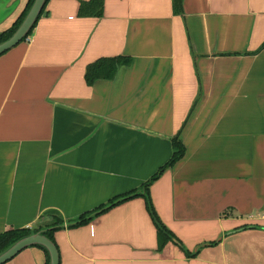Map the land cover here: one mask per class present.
<instances>
[{
	"label": "crops",
	"instance_id": "0c3cea01",
	"mask_svg": "<svg viewBox=\"0 0 264 264\" xmlns=\"http://www.w3.org/2000/svg\"><path fill=\"white\" fill-rule=\"evenodd\" d=\"M27 1L0 0V32ZM80 1L47 0L0 55V233L58 217L59 264H264V0H103L100 17ZM114 56L130 61L87 85L85 66ZM178 131L185 153L149 196L190 255L157 249L132 195ZM45 261L28 246L3 264Z\"/></svg>",
	"mask_w": 264,
	"mask_h": 264
},
{
	"label": "trees",
	"instance_id": "16d2710c",
	"mask_svg": "<svg viewBox=\"0 0 264 264\" xmlns=\"http://www.w3.org/2000/svg\"><path fill=\"white\" fill-rule=\"evenodd\" d=\"M34 0H28L25 4V7L17 16V18L13 21V23L5 30L0 32V43L8 39L18 28L22 20L24 19L25 15L27 14L28 10L30 9ZM47 0H45L44 5L38 15L36 21L34 22L33 26L28 30L27 34L22 37L20 40L23 41L33 30L35 27L39 17L45 10ZM173 2V10L175 13H179L181 11V0H172ZM103 14V0H81L79 2L77 15L80 17H100ZM264 48V41L259 46L258 50ZM130 61L129 58L124 56H114V57H100L95 61L88 63L85 66L84 70V80L87 85H92L93 82L97 79H113L116 74V71L119 66L128 64ZM171 146H172V154L167 159L165 163H163L155 173H153L145 182L141 184L140 191H134L132 195H141L144 198L145 208L147 209L155 227H156V234H157V249L161 251L163 247L169 243H175L178 245L186 255H190V253L183 248L179 239L163 224L160 220L158 214L156 213L151 198L149 196V186L158 179L163 172L167 169L171 168L177 161H179L184 153L185 147L180 139V132L178 131L175 135L171 138ZM131 196V195H130ZM128 195L123 197L122 199L113 201L110 200L109 203L106 205H101L97 207L95 210L87 213L81 214L74 222L69 223L67 226L73 227L85 224L89 222L93 217L101 214L107 208L118 203L120 200L127 198ZM42 224H39L38 228H11L4 230L0 233V253L10 247L15 241L19 240L22 237L27 235L40 232L45 237H47L51 242L55 244L53 239V231L57 229L61 225V220L58 217L53 216L51 219L42 220ZM43 225V226H42ZM251 225H243L240 228H249ZM238 230V229H237ZM217 241H213L209 244H215ZM208 245V244H207ZM33 246H37L41 248L46 254V261L45 264H49V254L45 247L42 245L35 244ZM56 246V244H55ZM57 248V247H56ZM197 251L191 253V256L195 255Z\"/></svg>",
	"mask_w": 264,
	"mask_h": 264
},
{
	"label": "water",
	"instance_id": "95a60500",
	"mask_svg": "<svg viewBox=\"0 0 264 264\" xmlns=\"http://www.w3.org/2000/svg\"><path fill=\"white\" fill-rule=\"evenodd\" d=\"M44 2L45 0L33 1L30 9L15 32L8 39L0 43V55L18 44L22 37L27 34L28 30L33 26L40 14ZM44 219L47 220L50 219V217L48 216L43 218V220ZM35 244L42 245L46 248L49 254V264H59V254L55 244L40 232L27 235L15 241L10 247L0 253V264H3L11 259L22 249Z\"/></svg>",
	"mask_w": 264,
	"mask_h": 264
}]
</instances>
